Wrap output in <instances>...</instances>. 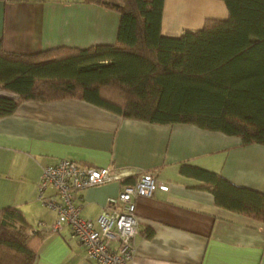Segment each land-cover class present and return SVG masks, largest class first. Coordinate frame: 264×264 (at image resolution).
<instances>
[{
  "label": "crops",
  "instance_id": "obj_1",
  "mask_svg": "<svg viewBox=\"0 0 264 264\" xmlns=\"http://www.w3.org/2000/svg\"><path fill=\"white\" fill-rule=\"evenodd\" d=\"M227 14L220 0H164L161 34L176 37ZM119 18L84 0H0V40L14 54L114 44ZM60 159L122 176L74 192L84 218L95 219L123 180L154 176L153 194L135 200L140 230L126 264H264V222L216 204L210 184L180 171L182 164L200 167L264 193V145H242L238 136L187 122L124 118L79 98L26 99L0 117V208L18 207L32 226L49 230L55 212L35 192L42 167ZM34 264L95 263L65 227L48 232Z\"/></svg>",
  "mask_w": 264,
  "mask_h": 264
},
{
  "label": "trees",
  "instance_id": "obj_2",
  "mask_svg": "<svg viewBox=\"0 0 264 264\" xmlns=\"http://www.w3.org/2000/svg\"><path fill=\"white\" fill-rule=\"evenodd\" d=\"M84 1L119 14L115 43L14 54L0 40V90L14 94H0V117L26 99L79 98L124 118L264 145V0H220L225 19L176 37L161 34L164 0ZM180 171L210 184L216 204L264 222V193L200 167ZM33 228L18 207L0 208V264L35 263L49 231Z\"/></svg>",
  "mask_w": 264,
  "mask_h": 264
},
{
  "label": "built area",
  "instance_id": "obj_3",
  "mask_svg": "<svg viewBox=\"0 0 264 264\" xmlns=\"http://www.w3.org/2000/svg\"><path fill=\"white\" fill-rule=\"evenodd\" d=\"M113 179L120 180L122 176L113 173L109 166H85L60 159L42 167L37 184L38 200L55 212L47 231L60 233L68 227L84 248L87 259L95 264H126L131 259L133 239L140 230L135 200L139 196H151L156 185L154 176L141 172L134 182L121 184L116 196L108 197L95 219L82 217L74 192ZM162 189L167 190L168 186L163 184Z\"/></svg>",
  "mask_w": 264,
  "mask_h": 264
},
{
  "label": "rangeland",
  "instance_id": "obj_4",
  "mask_svg": "<svg viewBox=\"0 0 264 264\" xmlns=\"http://www.w3.org/2000/svg\"><path fill=\"white\" fill-rule=\"evenodd\" d=\"M35 197L36 199L38 200V197H37V193L35 192ZM40 202V201H39ZM41 203V202H40ZM41 205L43 206V204L41 203ZM45 208V207H44ZM49 216H52V214L50 212H47ZM34 228H40V225L39 224H34L33 226ZM40 230V229H39Z\"/></svg>",
  "mask_w": 264,
  "mask_h": 264
}]
</instances>
